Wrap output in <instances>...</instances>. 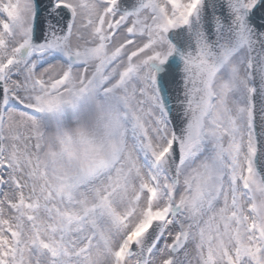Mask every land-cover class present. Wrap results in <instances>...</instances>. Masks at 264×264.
Returning <instances> with one entry per match:
<instances>
[{"label": "snow or ice", "instance_id": "obj_1", "mask_svg": "<svg viewBox=\"0 0 264 264\" xmlns=\"http://www.w3.org/2000/svg\"><path fill=\"white\" fill-rule=\"evenodd\" d=\"M0 264H264V0H0Z\"/></svg>", "mask_w": 264, "mask_h": 264}]
</instances>
